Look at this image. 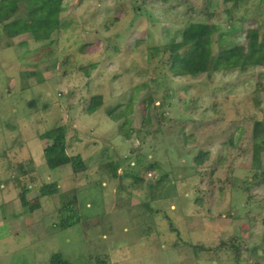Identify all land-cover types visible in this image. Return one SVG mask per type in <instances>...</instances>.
<instances>
[{
	"label": "rangeland",
	"instance_id": "obj_1",
	"mask_svg": "<svg viewBox=\"0 0 264 264\" xmlns=\"http://www.w3.org/2000/svg\"><path fill=\"white\" fill-rule=\"evenodd\" d=\"M60 19L42 41L0 34V264L54 253L68 264L264 263V152L251 157L264 66L176 76L164 52L189 22L217 26L214 53L246 27L264 35V2L63 0ZM58 125L86 171L48 167L40 135ZM199 149L209 157L197 165ZM52 182L59 191L41 195ZM75 199L78 222L62 229L59 208ZM31 203L45 215L34 241L22 219Z\"/></svg>",
	"mask_w": 264,
	"mask_h": 264
},
{
	"label": "trees",
	"instance_id": "obj_2",
	"mask_svg": "<svg viewBox=\"0 0 264 264\" xmlns=\"http://www.w3.org/2000/svg\"><path fill=\"white\" fill-rule=\"evenodd\" d=\"M62 1L0 0V34L3 33L9 38L27 34L36 41L50 38L52 33L58 31L61 27ZM225 1H231L232 10L238 7L241 2L245 3L247 0ZM19 2H23L25 6L23 15H19ZM259 2H264V0H259ZM243 20V16L236 18V22L239 23ZM233 27V25H230V28ZM261 27V24L246 27L242 43L236 41V43L227 44L225 48L214 53L212 46L215 43L214 33L217 26L207 22H189L181 33V39L177 42H170L164 47V52L168 54L169 59L168 68L176 76L196 77L212 71H244L252 67L264 66V35H261ZM150 51L159 53L157 47L152 48ZM150 101H152V98H150ZM102 102L101 95L91 96L85 111L88 113L96 111L102 105ZM40 138L44 139L43 156L48 167L55 168L70 164L74 174L86 171L87 165L80 154L69 155L67 153L66 132L63 125L51 127L43 132ZM251 138L252 161L253 163H260L261 153L264 152V114L261 119L253 121ZM208 157V151L199 149L193 160L195 164L200 165ZM30 163H33L32 160ZM149 166L151 169L156 168L155 163ZM21 168L24 175L30 172L27 169L25 171L23 166ZM29 170H32V167ZM136 179L139 180V177L137 176ZM26 190H21V196L24 195L23 191ZM39 190L41 195L50 196L57 193L58 185L55 182L44 184ZM75 207H77L76 199L66 205L63 204L59 208V213L63 216L59 225L62 229L78 222V214H72ZM68 209L71 213L67 212ZM235 250L237 252L236 257H238L239 248L235 247ZM50 264L68 263L62 259L60 253H54L50 257ZM254 264L264 263L259 261Z\"/></svg>",
	"mask_w": 264,
	"mask_h": 264
},
{
	"label": "crops",
	"instance_id": "obj_3",
	"mask_svg": "<svg viewBox=\"0 0 264 264\" xmlns=\"http://www.w3.org/2000/svg\"><path fill=\"white\" fill-rule=\"evenodd\" d=\"M58 191H59V190H58ZM29 193H30V191L27 190L25 194L27 195V194H29ZM13 201H14V199H12V198H11V200H9L10 203H12ZM27 201H28V199H27V197H26V200H24L23 202L25 203V202H27ZM48 202H49V201H47V203H48ZM32 204H33V203H31V204L29 205L28 208L23 209V213H22V215H23L22 219H23V220H25L24 216H26V214L29 215V218H28L27 222H25V226L27 227V229H29V230H27L26 239H28V240H30V241H34V239L37 237L36 233L33 232L34 228H35L36 226H39L38 229L41 230V226H42V224H40V221H41L42 219L45 218L44 213H42V210L39 208L40 205H39V206H36V205H32ZM31 205H32V206H31ZM88 205H89V204H88ZM38 208H39V209H38ZM10 211H14V212H16L15 209H14L12 206H10ZM18 214H19V213H18ZM20 214H21V213H20ZM20 214H19V215H20ZM97 216H98V215H97ZM19 220H20V219H19ZM20 221H21V220H20ZM41 222H42V221H41ZM38 224H39V225H38ZM8 225H9V224H8ZM53 228L57 229L58 227H57V225H54ZM7 229H8V231H7L8 236H11V235L13 234V230H12V228L8 227ZM53 230H54V229H53ZM108 259H110V258H108ZM98 260L104 261V263L106 262V259H105V260H103V259H98ZM104 263H102V264H104ZM106 264H108V263L106 262Z\"/></svg>",
	"mask_w": 264,
	"mask_h": 264
}]
</instances>
